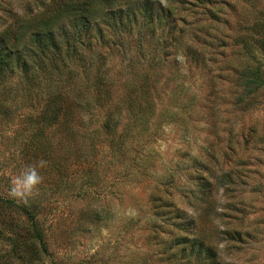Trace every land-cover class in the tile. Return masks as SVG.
Listing matches in <instances>:
<instances>
[{"label": "rangeland", "instance_id": "rangeland-1", "mask_svg": "<svg viewBox=\"0 0 264 264\" xmlns=\"http://www.w3.org/2000/svg\"><path fill=\"white\" fill-rule=\"evenodd\" d=\"M25 1L0 0V28L27 13ZM207 1L209 7L151 0L154 12L164 9L169 19L175 13L177 27H187L185 42L199 53L188 58L180 50L177 61L158 69L162 80L146 109L110 101L74 106L64 135L53 127L35 137L48 80L30 85L11 77L17 95H0V197L11 199L9 181L23 167L46 161L36 194L27 204L13 199L36 212L46 248L35 264H198L168 255L175 225L188 221L196 223L190 238L213 245L220 264H264V86L243 97L238 77L253 64L250 54L264 68V44L253 43L251 32L235 41L246 32L240 20L264 0ZM141 46L110 55L126 82L132 61L149 59ZM251 128L244 146L240 134ZM195 176L208 185L201 193ZM13 209L0 205V228L27 222ZM18 255L0 236V264H20Z\"/></svg>", "mask_w": 264, "mask_h": 264}, {"label": "trees", "instance_id": "trees-1", "mask_svg": "<svg viewBox=\"0 0 264 264\" xmlns=\"http://www.w3.org/2000/svg\"><path fill=\"white\" fill-rule=\"evenodd\" d=\"M194 1L195 6L208 5L207 0ZM23 5L28 8L27 13L15 15L0 28V95L9 98L17 95L10 84L13 74L30 85L48 80L44 86L46 106L36 119L35 137L43 136L53 127L64 135L70 121H75L74 106L78 109H87L90 105L102 107L110 101V105L118 102L128 108L145 106L146 109L153 103L154 88L162 80L158 69L166 62L177 61L180 50L188 58L198 57L195 44L184 40L187 27H177L175 13L171 12L173 16L169 19L163 7L161 14L154 12L151 0H125L119 6L117 0H26ZM252 8L251 20H240L246 24V32L239 34L235 41L251 32L250 37L256 36L253 43L260 40L264 44V6L257 8L253 3ZM211 11L212 17L220 16L217 10ZM242 41L244 48L246 39ZM137 45L145 48L149 59L140 66L137 58L135 63L132 61V81L126 82L122 78L126 74L120 73L109 58L115 49L130 50ZM156 46L160 49L158 53ZM140 55H144V51ZM250 56L253 64L243 66L238 77L243 87L242 96L251 98L264 86V68L254 55ZM116 108L109 109V117ZM254 134L252 128L242 132L240 142L247 145ZM230 144L228 147L234 151L235 145ZM195 178H198L195 184L201 193L208 185L200 177ZM224 178L228 179V173ZM0 205L5 209L19 208L27 217L24 224L18 221H12L9 227L3 224L0 236L8 239L11 253L19 252L20 264H35L46 248L43 233L35 224L36 212L13 199L0 197ZM192 223L175 225L177 235L169 240L168 255L177 261L183 258L186 263L194 258L198 264H220L213 245L190 238L191 228L196 227V223Z\"/></svg>", "mask_w": 264, "mask_h": 264}, {"label": "clouds", "instance_id": "clouds-1", "mask_svg": "<svg viewBox=\"0 0 264 264\" xmlns=\"http://www.w3.org/2000/svg\"><path fill=\"white\" fill-rule=\"evenodd\" d=\"M46 161L40 160L36 164L23 167L19 173L9 181L7 195L9 198L27 204L41 184L43 177L38 169L44 167Z\"/></svg>", "mask_w": 264, "mask_h": 264}]
</instances>
